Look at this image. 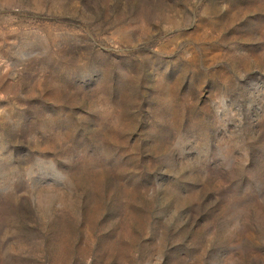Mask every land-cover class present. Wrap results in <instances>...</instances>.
Masks as SVG:
<instances>
[{
	"label": "rangeland",
	"instance_id": "374dc122",
	"mask_svg": "<svg viewBox=\"0 0 264 264\" xmlns=\"http://www.w3.org/2000/svg\"><path fill=\"white\" fill-rule=\"evenodd\" d=\"M0 264H264V0H0Z\"/></svg>",
	"mask_w": 264,
	"mask_h": 264
}]
</instances>
